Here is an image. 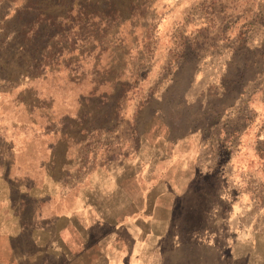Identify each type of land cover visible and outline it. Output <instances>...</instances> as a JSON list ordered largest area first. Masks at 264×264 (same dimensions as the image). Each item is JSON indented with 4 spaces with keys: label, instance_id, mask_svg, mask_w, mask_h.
I'll return each instance as SVG.
<instances>
[{
    "label": "rangeland",
    "instance_id": "1",
    "mask_svg": "<svg viewBox=\"0 0 264 264\" xmlns=\"http://www.w3.org/2000/svg\"><path fill=\"white\" fill-rule=\"evenodd\" d=\"M186 140L212 161L166 213ZM229 253L264 264V0H0V264Z\"/></svg>",
    "mask_w": 264,
    "mask_h": 264
},
{
    "label": "crops",
    "instance_id": "2",
    "mask_svg": "<svg viewBox=\"0 0 264 264\" xmlns=\"http://www.w3.org/2000/svg\"><path fill=\"white\" fill-rule=\"evenodd\" d=\"M170 149L169 152L167 153V150L165 149V155L168 156L167 163L165 164V171L164 173H160V183L165 186V190L163 193V198L166 199V213H174V209L178 206L184 205V201L182 198L187 194L188 198V204H190V198L195 196L192 191H189L191 189V183L194 182L199 169L203 170L209 165L211 158L208 157V152L209 148L206 147L205 144H200V143H195V142H189V141H182L180 143H174L170 144ZM19 152H22L23 149H16ZM164 155V156H165ZM51 156V154H50ZM35 164H36V171L34 174H36L37 181H42L43 183L45 181H55L56 177L54 176H48L46 175L45 171L42 170L40 171L39 168L42 167L45 164V156L42 153L39 157H36L35 159ZM56 172L59 171V167L61 165H55ZM212 173V172H211ZM49 174V173H48ZM207 174V173H206ZM218 175V174H217ZM207 180H204L203 183H206L210 181V178H215L216 176L213 174H207L206 175ZM43 185V184H42ZM196 189V188H194ZM224 197H226L224 195ZM219 198H220V193H219ZM227 198V197H226ZM168 207V209H167ZM233 211L236 212L237 206L234 205L232 206ZM247 214V212L245 213ZM230 224L236 225V220L233 219L232 221L230 220ZM160 228H163L160 226ZM154 229H157L154 227ZM163 229H167L166 226ZM236 230V226L232 228ZM247 229V228H246ZM233 237H236V232H234ZM246 242V241H245ZM235 246V244H234ZM210 258L215 261L216 256L213 255L212 250H208ZM227 257L222 258L218 257L217 260L219 261H225L228 264H235L236 263V256H231V253H229ZM207 257V256H206ZM245 259L244 261L245 264H247V257L244 256ZM220 258V259H219ZM207 261V260H205Z\"/></svg>",
    "mask_w": 264,
    "mask_h": 264
}]
</instances>
